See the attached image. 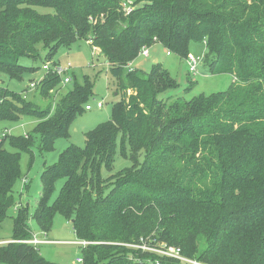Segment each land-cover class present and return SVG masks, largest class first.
Segmentation results:
<instances>
[{
  "label": "trees",
  "instance_id": "obj_1",
  "mask_svg": "<svg viewBox=\"0 0 264 264\" xmlns=\"http://www.w3.org/2000/svg\"><path fill=\"white\" fill-rule=\"evenodd\" d=\"M78 40L103 56L119 99L83 147L70 145L54 165L44 164L35 210L21 207L13 218L0 264H55L25 241L33 237L30 218L47 234L56 215L87 242L82 264H191L154 251L168 248L201 264H264V0H139L130 7L121 0H0V72H35L18 61H37L41 44L44 75L30 87L42 98L62 82L54 57ZM190 43L206 48L202 63L211 74L233 77L228 90L166 97L178 85L161 64L150 72L129 68L144 47L159 44L186 59ZM92 89L87 76L74 82L51 112L0 86V120L37 118L31 135L10 139L16 152L4 147L6 135L0 139V225L15 206L21 153L32 154L36 138L41 154L68 138ZM118 137L132 164L104 178Z\"/></svg>",
  "mask_w": 264,
  "mask_h": 264
},
{
  "label": "rangeland",
  "instance_id": "obj_2",
  "mask_svg": "<svg viewBox=\"0 0 264 264\" xmlns=\"http://www.w3.org/2000/svg\"><path fill=\"white\" fill-rule=\"evenodd\" d=\"M139 0H121L127 7ZM36 10L41 14H52L51 8L37 7ZM39 59L37 61L21 57L19 64L27 68H35L33 73H22L20 78H11L7 74L0 72V86L10 91L24 95L26 100L34 103L39 108L55 109L56 104L61 98L72 89L74 82L81 83L84 77H88L93 83V95L88 105L92 107L90 111H84L70 125L69 137L60 138L55 141L54 149L50 153L41 154L39 151V139L36 138L32 144V154L22 152L20 155V178L13 186V195L15 206L8 211L7 217L0 225V244L12 242V220L15 218L19 209L28 208L30 215L34 212L41 192L40 174L44 164L46 166L54 165L59 155L70 145L83 147L85 145V134L95 128L97 125L110 119L113 104L119 99L116 96L117 86L113 77H111L108 67L105 65V59L96 52L86 40H78L70 48H60L53 61L59 65L61 70H66L63 77H70L71 82L63 84L62 82L50 91L47 98H42L38 90L30 87L31 83H37L44 75L43 65L48 50L41 44L37 46ZM148 56L138 55L131 62L133 68L150 72L157 60L159 64L170 74V77L177 82V88L167 91L164 96L180 98L182 100H192L199 96H209L215 93H221L228 90L234 83L230 74H211L207 65L202 63L206 48L200 43H190L188 56L194 59H201L197 65L195 74L188 72L186 59H181L177 55L168 53L159 44L147 47ZM68 65L70 67H68ZM192 83V87L189 86ZM102 103V108H97L96 103ZM37 124V118L33 115L24 114L18 120H0V139L2 135L7 137L3 141L4 147L9 152H16L10 145L12 137H24L31 135ZM131 161L125 159L121 153V138L118 137L117 147L114 154V162L111 172L101 171L104 178L117 174L125 168L131 166ZM26 179V183L23 180ZM63 180L56 183V191L52 200L57 196ZM26 206V207H25ZM29 226L32 229L33 236L39 240H48L51 243L39 244L37 246L40 255L47 261L55 264H73L75 259L81 255V246L75 236L72 224L61 215H56L52 222V227L47 234H42L37 228L36 222L29 219ZM33 238V237H32Z\"/></svg>",
  "mask_w": 264,
  "mask_h": 264
},
{
  "label": "built area",
  "instance_id": "obj_3",
  "mask_svg": "<svg viewBox=\"0 0 264 264\" xmlns=\"http://www.w3.org/2000/svg\"><path fill=\"white\" fill-rule=\"evenodd\" d=\"M139 55H143V56H148V50H147V47H144L142 48V50L140 51ZM201 59H194L193 57H187L186 58V61H187V67H188V72L190 74H195L196 72V69H197V65L198 63L200 62ZM68 67H70L68 65ZM131 66H129L130 68ZM57 71V74L60 75L62 77V83L63 84H68L71 82V78L70 77H63V75H65L66 73V70H61L60 68H57L56 69ZM35 84H31V87H34ZM96 107L97 108H102V103L98 102L96 103ZM86 111H90L92 110V107L90 105H87L85 107ZM5 137V135H2V138ZM24 183H26V179L23 180ZM25 243L27 244H32V245H39V244H47V243H51L50 241H46V240H39L37 239L35 236H33V238L31 240H28V241H25ZM78 244H80V246H85L87 244V242H84V241H78ZM143 249H145V247H143ZM160 254H163L165 256H171V257H174L180 261H183V262H188V263H191V264H201V263H198L196 261H191V260H188L186 258H184L181 254H180V251L179 249H174V248H168L167 250L166 249H163V250H154ZM83 263V258L81 255H79V257H77L74 261L73 264H82Z\"/></svg>",
  "mask_w": 264,
  "mask_h": 264
},
{
  "label": "water",
  "instance_id": "obj_4",
  "mask_svg": "<svg viewBox=\"0 0 264 264\" xmlns=\"http://www.w3.org/2000/svg\"><path fill=\"white\" fill-rule=\"evenodd\" d=\"M154 63H157V60H155Z\"/></svg>",
  "mask_w": 264,
  "mask_h": 264
},
{
  "label": "crops",
  "instance_id": "obj_5",
  "mask_svg": "<svg viewBox=\"0 0 264 264\" xmlns=\"http://www.w3.org/2000/svg\"><path fill=\"white\" fill-rule=\"evenodd\" d=\"M131 67L133 68V66L131 65ZM46 241H48V240H46ZM48 244V243H47Z\"/></svg>",
  "mask_w": 264,
  "mask_h": 264
}]
</instances>
